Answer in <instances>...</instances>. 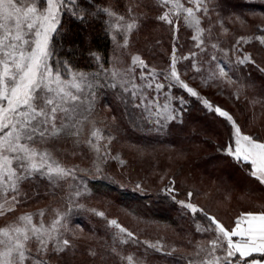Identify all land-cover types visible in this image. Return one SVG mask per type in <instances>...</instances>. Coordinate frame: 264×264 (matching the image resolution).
Segmentation results:
<instances>
[{"label":"snow or ice","instance_id":"snow-or-ice-1","mask_svg":"<svg viewBox=\"0 0 264 264\" xmlns=\"http://www.w3.org/2000/svg\"><path fill=\"white\" fill-rule=\"evenodd\" d=\"M249 17L259 22L245 28ZM96 31L110 47L92 43ZM257 45L264 51V0L259 10L252 0H0V264H264V205L225 221L175 172L160 176L157 194L190 222L182 244L142 239L92 203L93 182L127 186L108 170L112 160L121 175L128 165L113 149L118 120L158 136L183 127L193 109L222 125L215 151L264 192V134L203 91L226 88L239 100L251 90L253 109L264 108ZM160 54L162 67L153 62ZM108 95L120 117L101 121ZM205 132L196 125L188 139L207 141ZM199 147H173L171 158ZM135 189L148 191L143 181ZM82 215L87 232L74 219Z\"/></svg>","mask_w":264,"mask_h":264},{"label":"trees","instance_id":"trees-1","mask_svg":"<svg viewBox=\"0 0 264 264\" xmlns=\"http://www.w3.org/2000/svg\"><path fill=\"white\" fill-rule=\"evenodd\" d=\"M235 3L244 4L246 3V0H234ZM261 1L256 0L252 1L253 6L259 10V5ZM258 18H252L249 17V24L245 25V28H250L252 24L258 23ZM237 32L240 31L239 24L233 26ZM146 35H148V32H145ZM155 35V33H153ZM92 43L100 48H108L110 47V42L101 35L98 31L93 32L92 34ZM256 54L260 58H264V51L259 50L258 45L256 46ZM159 59L163 60V56L159 57ZM218 92V90H217ZM228 100L232 104V106L235 107V111L232 110L231 106H227L225 103L218 102L213 100L215 103L220 104L230 110L235 117L237 118L238 122L242 124L244 129L251 130L257 134H261V130H259V127L255 130V125L258 123V119H260V115L263 113V109L260 105H256L255 109H253V105L249 102L252 97V92L249 91L250 97H248V101L245 99H235L231 94L225 92ZM213 96V94H211ZM211 99V98H210ZM212 100V99H211ZM226 99H224L225 101ZM227 101V100H226ZM229 104V102H228ZM230 104V105H231ZM255 116V119L253 117ZM196 125H202L205 129V135H207L210 139L207 141H204L203 138H197L195 140L188 139L191 129ZM121 128L123 133V141L126 143L129 147L131 146V153L132 157L136 158V160H146V162L143 165H140L135 168L136 173L142 175L143 177L149 178L154 173H163L164 170H166L163 166H161V160L163 158H167L170 161H177L176 167L173 169V172L176 173V177L184 171L185 167H188L189 171H191V168H195L198 170L199 176L202 179L208 178L210 181H213L216 183L213 185V187H210L208 189V193H211L214 197H219L222 199H226V196L231 194L234 190H236V186L230 185L231 179L235 178L237 174V170L241 171L242 175L244 176V181L239 182L238 186L242 187V197L248 198L249 201L251 199V191L249 189H253L252 183L249 181L247 176H245L244 172L231 164H229L227 161L223 160L221 158V154L217 153L215 151V142L217 140H223V127L216 121H214L210 116L206 117L203 113L196 111L193 109L190 115H188L186 119V124L183 127H173L172 131L170 133H166L161 135H151V136H144L143 138L137 135L139 131H135L130 129V131L127 129L126 123L124 120L121 119ZM126 128V129H124ZM264 128V127H261ZM125 130V131H124ZM178 142V143H175ZM181 143H188V145H200L198 151H194L196 154V157L190 159V162H185L187 159H180V160H174L171 157H174V153L171 151L173 147L178 148L177 144ZM141 145L142 147L146 148L147 154L144 156H140L137 152L134 145ZM189 146L187 148H189ZM206 150H205V149ZM186 150V149H185ZM205 150V151H204ZM191 154V152H189ZM188 154V155H189ZM188 157V156H187ZM183 161V162H182ZM185 162V163H184ZM188 163V164H187ZM170 175V172H168ZM189 174L193 175V172L191 171ZM107 181H104L102 183L100 182H93L95 185V189H109L110 186L107 185ZM166 182V181H165ZM103 184V185H102ZM205 193V191H204ZM119 194V193H118ZM123 195L119 194V197L117 200L119 201H126L125 205L131 209L134 210L136 206L137 208L140 206V209L142 212L150 216L152 213H159L161 219L163 221L171 222L172 225L176 228L177 232L181 237H184L185 232L190 231L191 225L187 224L184 220L179 219L180 217L177 215V213L174 211L175 207H173L171 204H168L166 200L164 201H152L154 204L151 206V204H146L143 199H139L140 194H130L126 193ZM123 197V199H122ZM149 199L151 202V197L144 198ZM140 201V202H139ZM146 201V200H145ZM251 202V201H250ZM135 203V204H134ZM245 203V202H244ZM154 207V209H152ZM213 211V210H212ZM234 219V218H233Z\"/></svg>","mask_w":264,"mask_h":264},{"label":"rangeland","instance_id":"rangeland-1","mask_svg":"<svg viewBox=\"0 0 264 264\" xmlns=\"http://www.w3.org/2000/svg\"><path fill=\"white\" fill-rule=\"evenodd\" d=\"M252 1H256V0H252ZM143 35H146V34L144 33ZM143 43H144L143 36H141L138 38L136 46L143 47ZM160 56L161 54L158 55L154 59L153 62L162 67L163 63H162V60L159 59ZM203 91L212 100L222 102L223 104L225 103L227 106H231L232 110L235 111V107L232 106V104L228 100L229 98L225 94V92L230 94L229 89L225 88L223 90H218L217 92V89L212 88V89H203ZM249 91L251 92V90ZM211 94H213V96ZM248 97H250L249 94H248ZM248 97L246 98L242 94L240 97V100L245 99L248 101ZM224 99H226L227 101L226 100L224 101ZM108 103L112 104V108L115 109L114 111L109 110L104 107V104H108ZM120 111L121 110L116 105L114 98L111 95H108L103 98V104L98 106L97 117L98 119L103 121L104 117L107 116L110 120V117L112 115H116L117 117H120ZM262 122H264V111L262 115H260V119H258V123L255 125V130L256 128L259 127V130H261V134H264V128H261ZM118 123L121 126V120H118ZM127 129L130 131L131 128L127 126ZM134 131L136 133V130ZM123 133L124 132H121L118 139L113 143V149L114 151L120 152L122 154L123 158L126 161H128V165L123 170V175H121L122 170L120 166L118 165V162L115 160H112L109 162L108 170L114 173L116 175V178L118 180H121L127 186L125 188H120L116 184H111L109 182H106L107 185L110 186L109 189H100V190L95 189L96 196L92 199V203L104 208L109 213L110 216L117 217L120 220V222L123 223L125 226L136 231L141 236L142 239L146 237L155 239L158 236H163L169 242H176V243L182 244L184 242V237H181V235L178 234L176 228L174 227V225L171 224V222L163 221L161 219L162 216H160L159 213L154 212L150 216H147L142 212V210L140 209V206L137 208L138 205H136L135 203H134L135 204L134 206L136 207L134 208V210H131L125 205V203L127 202L124 200L126 199H124L123 201H119L117 200V198H115L116 196L119 197V194L125 197L124 194L126 193H130V194L138 193L139 191L135 189V183L138 181H143L144 186L148 189V191L144 193L139 192L140 194L139 199H143V201L146 204H149V205L151 204V206L154 204L152 202L153 200L154 202L159 201V200L164 201L163 199H161L162 194L160 195L157 194V189L162 187L160 176L163 175L165 172H170V175H171L173 173V169L176 167L175 162H177V161H170L167 158H163L161 160V166H163L166 169L163 171V173L161 172L154 173L149 178L143 177L142 175L139 176L138 173L134 172L135 168H138L137 165L138 166L143 165L146 162V160H143V159L140 160L141 158L136 160V158L132 157V153L130 151L132 148L131 146L129 147L126 143H124L123 138H122ZM137 135H139L142 138L145 136V134L143 136L142 132H139ZM153 135H156V134H153ZM160 135L162 136L163 134H160ZM175 143H178V142H175ZM188 146H189L188 143H185V144L181 143L179 145L177 144L178 148L183 147L186 150L188 149L187 148ZM194 157H196V154L194 153V151H192L191 154L188 155L185 162L189 163L190 159ZM191 171L193 172V175L189 174ZM191 171H189L188 167L184 168V171H182V173H180L176 177L178 181V185L181 187H185L187 185H193L199 188L201 190V194L199 195L198 198L203 203H205L209 208H211V210H213L219 216H221L225 221L235 218V216L238 215L241 211L250 209L251 202L249 201L248 198L242 197L243 195L242 190H241L242 187L238 186L239 182L244 181V176L242 175L241 171L237 170V174L235 178L234 179L232 178L230 182V185L236 186L235 188L236 190H234L231 194L226 196V199H222V200L219 197L217 198V197L212 196L211 193L208 197H205L203 195L204 191L205 193H208L207 192L208 189L210 187H213V185H215L216 183H214L213 181H210L208 178H205V179L200 178L199 176L200 172H198V170L195 168L193 169L191 168ZM149 197L152 198L151 202L149 199H144V198H149ZM38 206L40 205L36 203H33L31 205V207H38ZM152 209H154V207H152ZM174 211L176 212V209ZM74 219L77 223H81L84 226L86 232L92 227V222L88 219L87 216H83V215L77 216ZM181 220H184L187 224H190V222L187 221L186 219H181ZM148 221H157L158 223H146ZM0 223H3L2 218H0ZM100 235H103V230L100 231Z\"/></svg>","mask_w":264,"mask_h":264},{"label":"crops","instance_id":"crops-1","mask_svg":"<svg viewBox=\"0 0 264 264\" xmlns=\"http://www.w3.org/2000/svg\"><path fill=\"white\" fill-rule=\"evenodd\" d=\"M252 191H251V205L250 209L247 210H259L262 205H264V192L261 191L260 188L256 187L252 184Z\"/></svg>","mask_w":264,"mask_h":264}]
</instances>
